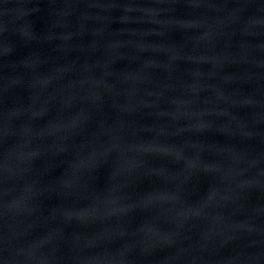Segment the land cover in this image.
<instances>
[{"label":"water","instance_id":"water-1","mask_svg":"<svg viewBox=\"0 0 264 264\" xmlns=\"http://www.w3.org/2000/svg\"><path fill=\"white\" fill-rule=\"evenodd\" d=\"M0 264H264V0H0Z\"/></svg>","mask_w":264,"mask_h":264}]
</instances>
